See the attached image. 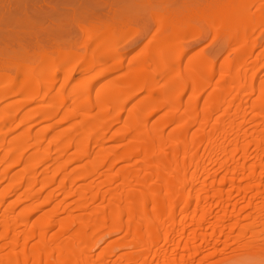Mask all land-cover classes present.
I'll list each match as a JSON object with an SVG mask.
<instances>
[{"label": "rangeland", "instance_id": "1", "mask_svg": "<svg viewBox=\"0 0 264 264\" xmlns=\"http://www.w3.org/2000/svg\"><path fill=\"white\" fill-rule=\"evenodd\" d=\"M233 28L236 29L233 30ZM237 28L238 27H232V31L238 32ZM232 31L229 32L232 33ZM252 31L251 28V33L249 32V35L246 34V37H243L244 39L247 38L245 41H247L246 43L247 45L249 44L250 47L252 46L251 43H253L251 42L253 40L251 39L253 38ZM262 31H264L263 28L259 30V37L256 36V41H254L257 42V47L251 53L246 52L248 55L245 54L246 56L244 55V58L240 61L233 58L234 53L236 54V52L233 51L236 49L233 47L232 49L229 45L227 46L225 38L224 41L226 44H223V40L220 36L221 34L215 36L209 32L211 35L209 34L208 36L206 34L208 37L204 35L207 39L204 37V39L197 44L195 42L192 46L187 47L189 52H197V49L202 47L200 45H204L202 52L204 51L206 54H210L209 56H212L211 59L214 60L213 62L215 63L213 71L209 73L205 68V70H202L200 73V76H202L201 79L203 80L205 79L204 77L207 79L209 75L208 79H211V84L209 85L207 82V85H209L207 86L205 84L206 79L203 82L205 86L204 84L202 86L205 89L202 91L203 88H201L202 94L200 95L199 93L200 97L198 95L197 102H195L197 106H195L197 114L195 116L197 117H195L196 120L193 122L186 117L187 106L190 105L189 101H191L189 95L194 91L192 90V85H190L191 88L187 87V90L185 89L181 96V104L178 108V115L181 121H178V118L176 121H168L169 123L167 122L163 125V122L167 121L165 120L162 122L164 117H167L165 114L169 113L167 112L168 109L167 111L166 109H159L155 113H151L152 107L150 105H152V102L150 100L151 104L146 103L149 101V99L145 97L146 94L140 93L138 97L130 100L127 98L129 101L126 100V95L131 94L134 87L124 89L123 93H121L120 98L123 102L121 99H118L119 97H116L117 101L119 100V102L116 103L114 97L113 99L108 96L110 93V78L116 76L118 73L108 75L109 77H103L102 80L96 81L93 86L88 85L87 87H83L85 91L81 89V83L75 80L76 76L71 78L69 82L63 83L59 81L55 85V88L48 92L46 98L48 101L45 99L46 102L44 100V103L42 100H39L28 104L22 107V109H19L20 111L18 110V114L16 112L17 109L14 108V106L17 107V104L13 105L14 103L12 102L18 99L23 100V96L24 99L27 98L25 95H28V92H24L25 95L22 93L12 98H4L5 100L3 99L2 102L0 100V126L2 125V129L6 130L8 128L6 124L10 125L11 121V126L17 125L14 132L11 131L6 135L7 137L4 136V142L2 141L3 144L1 143L0 145V196L5 193L7 196L2 200V204L0 203V233L1 231L3 232V226L5 228V226L8 225V230L6 231V233H8L6 235L2 234L0 237V264H57L60 258L67 259L68 262H66V264H70L69 261H71V259H76V262H78L77 264H101L105 261L107 262L103 264H121L122 262H126L127 264H163L166 260L163 258L166 255L168 257H175V264H264V211L261 216L257 217V222H255V226L253 225V230L248 227L250 231L247 230V233L245 232L246 235L244 233V236H242L243 238L240 237V229L244 227L247 228L246 226H249L251 223L250 219H252L253 222V219L256 217L255 215L258 216L260 213L259 210H256L258 212L255 211L254 204L261 203V200L264 201V32ZM236 32L234 33L236 34ZM27 34L32 36V33L27 32ZM137 45H139V43L136 44L135 48L138 47ZM196 46H198V48ZM126 47L131 48L132 46ZM226 57H228L229 60L231 59L230 61H232L233 65L231 69H234H232L231 72L229 66L230 71H227L228 74L235 71L237 72L236 74L239 75L238 77L241 78L242 75V77L247 80H243L245 82L242 84L243 86L239 83V79H233L232 76H229V78L226 76L224 80L222 79L224 76L221 78L223 75L222 69L225 68V61L229 63V60H225ZM253 58L255 60H253ZM129 59L130 58H127L126 62ZM234 59H236L238 64ZM221 63H223V65ZM229 65L231 64L229 63ZM226 70L225 74H227ZM206 72H208V74ZM218 74H221V76ZM211 76L213 77L211 78ZM218 78H221V81ZM208 79L206 81H208ZM24 80H27V78L20 75L13 83L18 84L22 81L23 84L21 85H24L27 83H24ZM28 80H36V78L34 77ZM3 83L5 82L3 81ZM71 83L79 86L78 88L75 87L77 89L73 87L75 92L74 89L70 88ZM220 83L224 90H228V92L226 90L228 96L224 99L226 101L223 100L221 102L220 105L222 106H219V108L214 104L215 97H212V95H215V88V93L218 91L216 86ZM218 87H220V85ZM95 89H102L99 101L95 99L88 101L86 96L93 93ZM154 90V93L156 92L155 98L160 96L162 92L164 95L167 93L162 91L161 85H158ZM174 91L172 90L170 92L173 93ZM73 96H76L78 101H73ZM144 98L148 101H145ZM55 102L58 107H55ZM57 103H60V105ZM99 104H103L105 112L104 110L99 112L102 108H97V106L100 107ZM85 105H87L88 109H85ZM42 107L43 110L52 107L57 109V111H55V115H52V118L49 116L50 119L48 116H43L42 114V118L41 116H37L38 118L34 116V120L23 125L21 121L24 120L23 116H25V114L28 115L33 113L39 110V108L42 110ZM13 108L14 110H12ZM72 111L76 113V116L72 115L69 117L68 113ZM12 112L14 114L16 113V115ZM132 113H136L135 115L138 118L140 117V127L142 131L146 132L147 128H149V131L155 128H162L161 131L159 130L158 137L162 138V140L161 138L159 140L164 144V151L163 153L158 152V154H156V158L158 157L159 160H161L163 156H166V154L171 155L172 151L176 150L180 144H186V149L184 150L180 147V149L177 148L176 157L171 155L174 156L177 161H175L176 159L172 161H168L167 159L164 160V157L162 161L164 160L165 165L162 164V166H160L158 165L159 163H157L159 161L157 160L158 158L155 159L154 155L153 157L155 160L152 162L155 163L154 161H157L156 164L160 169L164 167L163 170H160L158 166H155L156 164L154 165L151 163V165H148L144 161L143 155L138 156V154L131 156L129 160L122 158V160L124 159L126 161L119 159L120 156L123 157V151H126L128 146L132 147L136 141L134 140L136 131L133 132L134 129L131 128L129 124L130 129L128 125L129 122H127L131 120ZM8 114L11 115L9 120L6 119ZM13 115L16 119L12 117ZM203 115L207 116V118H205L208 120L207 122ZM98 116H101L100 119L104 120V122L108 120L106 121L108 123L105 122L106 125L103 127L101 126L98 132L99 134H93L92 131L87 129L89 128V122L87 123L86 121H91ZM186 118L188 121L185 120ZM47 125L51 129H47ZM125 126H128L127 129L129 128L128 131L130 132L125 130ZM45 128L47 131L49 130L48 133L44 131ZM2 129L0 132H4ZM88 130L90 131L89 133L87 132ZM41 132H43V134H41ZM54 133L65 137L66 140L63 137H60L62 140L56 138L57 135ZM95 135L99 136L97 137ZM58 139L60 142L63 141L64 143H68V147L63 142L60 143ZM51 140L52 142H49ZM81 141L83 145L80 143ZM33 142H36V145H38V151L37 149L36 151L40 153L42 151V153H45L46 151H44V149L47 150V148H51L52 146V156L50 157L52 159L50 161L40 162L41 164L35 167L31 176V174L27 172V166L31 159L30 157L35 153L36 145H33ZM59 143L64 144L67 149L71 147L66 151L67 154L64 153V155H62L61 151L58 149ZM14 145L16 150L21 149L24 153L20 151L22 155L18 153L16 158L10 159V154H17L15 150L11 151ZM76 145L78 148H82L83 146L89 147L90 150L88 149V152L90 154L85 156V154L88 153L86 152L80 158L75 157L73 152L75 154L77 153L75 152V150H78ZM21 147H24V149L27 147V150L25 149V151ZM103 154L107 159L106 161L105 157L101 158L105 160V164L99 157ZM63 158H66L65 163ZM62 159L64 164L62 163ZM66 161L69 164H67ZM114 161L116 162L114 163ZM64 165L66 166L65 169L64 167L62 168ZM145 167L147 168L146 170ZM59 168L63 170H58ZM87 170L91 175L87 173ZM171 170H175V172H172L177 173L173 174ZM130 172L131 174H128ZM155 173L158 174L156 175ZM125 174L128 175V179L122 181V179H124L122 175ZM189 175H191L192 180H194L191 181L189 185L186 184L187 186H185L184 181ZM82 176L86 177L83 178ZM118 177L120 179H118ZM64 178L67 179L65 180ZM124 182H126V185L123 184ZM89 186L91 190L88 189ZM124 189L128 191L126 194L127 197H130V200L126 198L128 199L126 200L128 205L125 201L122 202L123 200L119 202L121 205L116 204L117 199L115 198L118 197L119 194L122 195L121 192L124 193ZM258 189L261 191L258 192ZM108 190L109 193L107 192ZM172 190L179 194V198H177L179 200L175 199L176 201H174V206L178 211L175 210L177 214L175 216V218H177L176 223L172 225V220H169L170 217H166L168 216L167 211L163 210L164 212L161 211V214H156L161 220L158 224L156 222L158 227H154L156 231L152 233V235L146 237L147 229H153L151 224L150 226L152 228L148 227L145 229L146 227H142L134 229L135 223L138 225V223L142 221L138 218L137 212L142 209L144 204H147L149 208L146 219H148L149 222L153 219L154 222L152 223H155L157 216L155 214L153 215V212H151L152 209H150L152 207L150 206L157 200L159 201L154 205H158L159 208H164V206L166 207L168 204L170 205V202L167 201V197L168 194L173 192ZM103 194L107 196L104 197ZM186 194L191 195V197L187 199L188 205L184 199V195ZM151 196H154L153 199H156L153 201ZM167 202L169 203L167 204ZM184 206L185 208H189V210H185L183 208ZM110 207L112 210L114 209V211L116 207H119L118 212L120 213V215L118 214L120 217L116 223L118 224L119 222L120 224L115 228L112 227V233H110L111 231L109 232L112 224L109 219L112 217L110 216ZM182 208L186 213L183 211L180 212ZM101 210L103 211L101 212ZM112 210L111 215L114 214H112ZM100 213H105L102 215H105L106 218L108 216V220L106 219V229L93 232L91 224L94 220L101 217ZM203 215L206 216L202 222L203 224L198 227V223H194L188 228L198 229L200 233L202 231V225V228L211 227V225L213 227L215 226L214 223L219 220L220 226L222 224L225 230L230 229L229 227H231L232 224L237 228L235 227L234 230L230 229V231L233 232L227 234V236H220V234L216 233L204 239L202 235H198L195 243L193 242L194 244L192 242L189 243L188 233L187 231H183V229H185L184 227H186L193 218L194 220L192 222H194L195 219L201 218ZM80 224L83 225L81 238L76 235V229ZM127 224L128 227L126 228ZM62 225L65 227L67 226L66 229L69 228L68 231H65V233L67 232L65 235H60L59 231H57ZM35 227L37 229H35ZM117 227L121 228V230L118 231ZM30 228L34 230V235L32 238H27L22 232L24 233L30 230ZM13 230L14 232H12ZM136 230H138V232ZM227 230L226 232H229ZM243 230L244 229H242V231ZM138 233L143 235L144 238L149 239L150 243L147 244V246H142V241L139 239L143 237L140 238ZM163 237H167L169 241L159 248L157 243ZM111 241L113 242L112 244ZM44 246L45 248H43V251L39 252L37 248L39 247L40 249V247ZM26 249L28 254L24 252ZM194 251H197L195 252L196 256L194 255ZM104 254L107 257L109 256V259H104L106 258ZM190 254L192 257H189ZM26 256L39 259L40 262H35L34 259L24 262V257ZM187 256L190 258L189 260ZM143 258L144 262L142 261ZM6 261L10 262L7 263Z\"/></svg>", "mask_w": 264, "mask_h": 264}, {"label": "bare ground", "instance_id": "2", "mask_svg": "<svg viewBox=\"0 0 264 264\" xmlns=\"http://www.w3.org/2000/svg\"><path fill=\"white\" fill-rule=\"evenodd\" d=\"M232 27H238L237 28L238 32L234 31V32H236V34L232 31ZM230 28H231V30H230ZM251 28L253 30L252 31L253 36L251 35L253 38H251V39H253V40L252 41L250 40V41L253 43H251L252 46L250 47L249 44L247 45V43H246L247 41H245L247 38L244 39L243 37L244 36L246 37V34L249 35ZM262 28L264 29V0H0V100L2 102V100L4 98H9V97L12 98L14 96L21 95L24 92H26V93L28 92L27 93L28 95H25V93H24L25 97H27V98L24 99V96L22 95L23 98L22 97L21 98L23 100L18 99V100H15L14 102H12V103H14L13 105L17 104V107L14 106V108L17 109V110L15 109V110L18 114V110L22 109V107H25L28 104L34 103V102L39 101V100H42V102H43L47 98L48 92L51 91V89L55 88V85L59 81L63 82V83L69 82V80H71V78L76 76L75 80H78V83H81L80 87L83 90V87H85V86L87 87L88 85L93 86L96 81L102 80L103 77H105V76L118 73V74H116V76L110 78V81H109L110 82V93L108 94V96H110L112 98L114 97L115 101L117 103L121 99L120 95H121V93H123L124 89H127L129 87L130 88L134 87V90L132 91V93L129 95L127 94L128 97L126 95V100H127V98L130 100V99H133L135 97H138V95L140 93L146 94V96L145 95L144 96L149 99V101H148L147 99L144 98L145 101L146 100L148 101L146 103H150V100L152 102V105H150L152 107L151 113H153V112L155 113L159 109H166V111L168 109L167 112H169V113L166 112L167 114H165V115H167V117H164V120H162V122L165 120H167V121L163 122V125L166 124L168 121H171V122L176 121L178 118H179L178 121H181L180 116L178 115V108L181 104V96L184 93L185 89L187 87H190V85H192V87H193L192 90H194V91H193V93L191 92V94L189 95L191 97L190 98L191 101H189L190 105L187 106L188 108L186 110L187 111L186 117L188 118V120L191 119L193 122L194 120H196L195 117H197V116H195V115H197L196 109H195V106H196L195 102H197L196 100L198 98L199 93H200V95L202 94L201 88H203L202 85L204 84L203 82L206 79V77H204L205 78L204 80L201 79L202 76H200L201 75L200 73L202 70L204 71L205 68L210 73L211 71H213L215 63L213 62L214 60L211 59L212 56L211 57L209 56L210 54L208 55L204 51H203L204 53L202 52V48L204 49V45H200V46H202V47L199 46L200 49H197L198 46H196L197 47L196 49L198 50L197 52H192V51L189 52L187 47L192 46V44L193 43L195 44V42H196V44L198 42H200L202 39H204V37H205L204 35L207 34L209 36V34H210L209 32H211L215 36L221 34L220 36H221V39L223 40V44H226L225 41H227V46L229 45V46H231V48L233 47L234 49H236L235 51L232 50L233 48L231 49L233 52H236V54L234 53L233 58H236L238 61H240L241 59L244 58V55L247 54L246 52L251 53L257 47L258 44H257V42H254V41H256V36H258L259 30H261ZM234 29H236V28H233V30ZM229 31H232V33H234V34L230 33ZM27 32L32 33V36H30V34H27ZM262 32H264V31H262ZM207 37H205V38L207 39ZM212 38H213V36H212ZM224 38H225V41H224ZM209 42H210V40H209ZM209 42H207V43H209ZM137 43H139V45H137L138 47L135 48ZM126 46H132V47L129 48ZM222 48H224V47H222ZM229 52H230V50H229ZM213 53H215V52H213ZM211 55H213V54H211ZM127 58H130V59L126 62ZM227 58L228 57H226L225 60L228 61L229 58L228 59ZM236 59H234V60L236 61ZM258 59H259V57H258ZM230 60H229V63L231 65H229V63H227L225 61V63H224L225 68L224 67H223L224 69L221 68L223 70V71L221 70L223 75L222 76H221V74H218V75H220L221 78L224 76L225 78L223 77L222 78L223 80L226 79V76H227V78H229V76H232L233 79L234 78H236L237 80L239 79L238 81L242 85L243 83H245L243 81L245 78L242 77L241 74H240L241 75V78H240V77H238L239 75L236 74L237 72H235V71L233 73H229V74L227 72V71H230L229 66H230V69H231V66L233 67L232 61H230ZM253 60H255V59L253 58ZM236 63H237V61H236ZM221 64L223 65V63H221ZM226 68H227V70H226ZM232 69H231V72H232ZM225 70H226L227 74H225ZM208 72H206V73L208 74ZM219 73H220V71H219ZM20 75L27 78V80H24V83L27 82L26 84H24L25 86L21 85V84H23L22 81H20L18 84L13 83L14 80H16V78H18ZM208 76H207V79H208ZM34 77L36 78V80H28V79H31ZM212 77L213 76H211V78ZM221 78H218V79H220V81H221ZM206 80H205V82H206L205 84L207 85V82H208V84L210 85L211 79L210 80L208 79V81H206ZM3 81L5 83H3ZM161 81H162V83H161ZM209 81H210V83H209ZM221 83L219 84L220 87H218L219 85L216 86L218 88V91L215 93V90H216V88H215V90H214L215 95L214 96L212 95V97H215L214 98L215 99L214 104H216L217 107H219V106L221 107L222 106V105H220L221 102L225 98H227V96H228V94H226L227 89L224 90V88L221 87ZM82 84H83V86H82ZM205 84H204V86H205ZM215 84H217V83H215ZM222 84H224V83H222ZM74 85L75 84L71 83V86L70 85L69 86L72 89H74L75 87H77V88L79 87V86H76L77 82H76V85L75 86ZM158 85H161V89L165 93L166 92L168 93L172 90L173 91L176 90V91H174L176 93L170 92V93H168V94L166 93V95H164V93L162 92V94L160 93L161 94L160 96L155 98L156 92L154 93V91L156 89L154 90V88H156ZM209 85H207V86H209ZM77 88H75V89H77ZM239 88H241V87H239ZM75 89H74V92H75ZM204 89L205 88H203L202 91ZM83 91H85V90H83ZM101 92H102V89H95L93 91V93H91L89 96H86V97H87L88 101L93 100V99H95L96 101H99V97H100ZM227 92H228V90H227ZM49 94H51V93H49ZM212 94H213V92H212ZM200 95H199V97H200ZM76 96H73V98H72L73 101H75V102L78 101ZM116 97H119L118 101H117ZM46 100H45V102H46ZM129 100H127V101H129ZM121 101H122V99H121ZM121 101H120V103H121ZM224 101H226V100H224ZM60 103H57V104L60 105ZM97 103H99V102H97ZM55 105H56V102H55ZM43 107H44V105H43ZM43 107H42V110L39 108V110H37L33 113H30L28 115H26L24 113L25 116H23L24 118L22 117L24 120L22 119L23 121H21L23 123V125H25V123L28 124L29 122L34 120L33 118H35L37 116H41V118H42V114H43V116H48V117L50 116L52 118V115L53 114L55 115V113H56L55 111H57V109H54L52 107L46 108L45 110H43ZM55 107H58V105H56ZM85 107H82V108L88 109L87 105H85ZM14 108L12 110H14ZM97 108L98 109L101 108L99 110V112L101 110H104V112H105V108H104L103 104L100 105V107L97 106ZM108 110H109V108H108ZM205 111H208V110H205ZM208 112H210V111H208ZM27 113H29V112H27ZM135 114L136 113L131 114V116H132L131 120L132 121L131 120L127 121V122H129L128 125L130 124L131 128L134 129L133 132L136 131L135 135H134V138H135L134 140H136L134 142L135 144L132 145V147L128 146L126 151H123V154H122L123 157L120 156L119 159L122 160V158H124V159L126 158V160L127 159L129 160L131 156H135V155L139 154L138 156L143 155L144 161L148 165L149 164L151 165V163H153L152 161L158 158V157L156 158V154H158V152L163 153V151H164V144H162V141L159 140L161 137H158L159 132L161 131L162 128H160V129L155 128L152 131L151 130L149 131L148 130L149 128H147L148 131L147 130H146V132L142 131L141 127H140L141 119H140V117L138 118ZM8 115L6 116L7 120H9L10 116H11V115H9V117H8ZM14 115H16V113ZM14 115L12 117H14ZM68 115H69V117L72 115L76 116V113H74L72 111V112L68 113ZM95 116H97V115H95ZM114 116H115V114H114ZM50 117H49V119H50ZM98 117L95 119H92L91 121H86L87 123L89 122L88 123L89 128H87V129L92 131L93 134L98 133L99 129H101V126L103 127L104 125H106V123H108V122H106L108 120H105V122H106L105 123L104 120L100 119L101 116L99 118ZM203 117H204V119L207 118L206 115L205 116L203 115ZM187 118L185 120H187ZM14 119H16V118L14 117ZM66 119H69V118H66ZM87 120H88V118H87ZM205 120H206V122L208 121L207 119H205ZM130 121L132 124L130 123ZM11 122H10V125L6 124V126H8V128L6 130L2 129V127H1L2 125L0 126V130L2 129L4 131V132H0V145H1V143L3 144V142H4L3 141L4 136H6L9 132H11V131L14 132V130H16L17 125L11 126ZM203 122L206 123L205 121H203ZM130 125H129V128H130ZM161 126H162V124H161ZM125 127H126L125 130L128 131V129H129V128L127 129L128 126H125ZM48 128L51 129L49 126L47 127V129ZM89 130L87 131L88 133L90 132ZM44 131H47L46 128ZM48 131H47V133H48ZM128 132H130V131H128ZM62 133H63V131H62ZM41 134H43V132H41ZM128 134H130V133H128ZM55 135H57V134H55ZM95 136L98 137L99 135H95ZM60 137H63V136L57 135L56 138H60ZM63 138L65 139V137H63ZM60 139L62 140V138H60ZM80 139H82V138H80ZM55 140H57V139H55ZM85 140H87V139H85ZM161 140H162V138H161ZM36 142H33V145H36ZM49 142H52V140ZM59 142H60V140H59ZM62 142H60V143H62ZM92 142H93V140H92ZM37 143H39V142H37ZM80 143L82 144V141ZM57 144H58V141H57ZM64 144H66V146H67L68 143H64ZM64 144H60L58 146V149L61 151L62 155H64V153L67 154L66 151L69 148H71V147H69L67 149L68 146L66 147V146H64ZM182 144H180L179 147L182 150L186 149V144L185 143L183 145ZM37 146L38 145H36L35 153L33 154L32 157H30L31 159L28 162L29 164L27 166V169H28L27 172L29 174H31V176L34 172L35 167L38 164H41L42 161L43 162L44 161H50L52 159V158H50L52 156V153H51L52 152V150H51L52 146H51V148H47V150L44 149V151H46L45 153H42L43 151L41 153L37 152L38 151ZM83 147L78 148V146H77L78 150H75V152H77V153L75 154L73 152L75 157L80 158L86 152H88L89 147L88 148L86 146L84 148ZM179 147H177V148L180 149ZM15 148L16 147L14 145V147L12 148L11 151L15 150V152L17 154H13V153L10 154V156H9L10 159H14L17 157L18 153L20 154L21 149L16 150ZM21 148L24 149V147H21ZM26 148L27 147H25V149ZM177 148H176V150H177ZM36 149H37V151H36ZM176 150H173L175 153L172 151L171 155H174L176 157V155H177ZM21 152L24 153V151H21ZM88 154H90V153L89 152L86 153L85 156ZM20 155H22V154H20ZM162 155H164V154H162ZM171 155L166 154V156H163V158L165 157L164 160H166V159L168 161H172L173 159L175 160L176 158L174 156H171ZM153 156L155 157V159ZM157 156H159V155H157ZM62 157H65V156H62ZM99 157H100V159L105 157V160L107 161L106 156L104 154L100 155ZM77 158H76V160H77ZM63 159H64V163H65L66 158H63ZM63 159H62V163H63ZM72 159H74V158H72ZM100 159H98V160H100ZM124 159L122 161H126ZM162 159L161 160H159V158L157 159L161 163L159 161L158 162L154 161L155 163H153V164L155 165L157 162V163H159L158 165H160V166H162V164L165 165L164 160L162 161ZM101 160H103L104 164H105V160L104 159H101ZM109 160H112V159H109ZM116 160H118V159H116ZM67 161H68V159H67ZM175 161H177V159ZM175 161H173V162L177 163ZM190 161H191V159H190ZM68 162H67V164H69ZM102 162H100V163H102ZM115 162L116 161H114V163ZM165 162H167V161H165ZM108 163H109V161H108ZM146 163H145V165H146ZM168 164H170V163H168ZM12 165H14V164H12ZM158 165L156 164L155 166H158ZM168 166H170V165H168ZM63 167L65 169L66 166L64 165V166H62V168ZM163 168L164 167H162V169H160L158 166V169H160V170H163ZM146 169L147 168L145 167V170ZM58 170H63V169L59 168ZM124 171H129V170H124ZM172 171L173 170H171V172ZM173 172H175V170ZM87 173H89V171ZM176 173H173V174H176ZM128 174H131V172ZM155 174L157 175L158 173H155ZM86 176H82V177L85 178ZM122 177L124 178V179L121 178L122 181L123 180L125 181V179L126 180L128 179L127 174L122 175ZM64 179L66 180L67 178H64ZM118 179H120V178L118 177ZM193 180H192L191 175L187 176L186 180L184 181V185L185 186H187L186 184L189 185L190 182ZM108 181H110V180H108ZM123 184L126 185V182H124ZM143 184H144V182H143ZM121 186H124V185H121ZM128 186H129V183H128ZM88 189H90V186L88 187ZM259 191H261V190L258 189V192ZM107 192L109 193V190ZM117 192H118V190H117ZM127 192L128 191L125 190L124 191L125 194L121 192L122 195L119 194L118 197H116L117 195L115 196L116 197L115 199H117L116 204L121 205L119 202H121L122 200H123L122 202L125 201V203H127L126 200H128L130 198L129 196L127 197V195H126ZM81 193H80V195H81ZM129 194H131V193H129ZM189 195L190 194L184 195V197H185L184 199H185L186 203H187V199L191 197V195L190 196ZM103 196L105 197L107 195L103 194ZM178 196H179V194H177L175 191L168 194L167 201L170 202V205L168 204L169 202H167L168 206L166 205V207L164 206V208H159L158 205L157 206L154 205L159 200H157L155 202L154 199H156V198L153 199L154 196H151L153 201H154L152 206H150V207H152L150 209H152L151 212H153V215L154 214L159 215V214H161L160 213L161 211L166 210L167 215H168L166 217H170L169 220H172L171 224L174 225L177 221V218H175V216L177 215L176 214L177 210H176V207L174 206L175 205L174 201H176L175 199L179 198ZM255 196H257V195H255ZM6 197H7L6 193L2 194L0 196V203ZM197 197H199V196H197ZM126 198H128V199H126ZM197 199H199V198H197ZM177 200H179V199H177ZM261 201L262 202L259 204H254L255 211L259 210L260 213L258 214V216L255 215L256 216L255 218L252 217V218H254L253 222H252V219H250L251 223L249 222L250 224H249V226H246L247 228H245V227L242 228V229H244L243 231H242V229H240V231H241L240 237L244 236V233L249 228L253 230V227L256 225L255 222H257V217L262 215V212L264 211V201L263 200H261ZM127 205H128V203H127ZM187 205H188V203H187ZM189 206H190V204H189ZM118 208L119 207H116L115 211H114V209L112 210V208L110 209V216H112V217L109 219H110V222L112 224L110 223L111 229L109 230V232L111 230H113L112 227L115 228L116 226H118V224H120L119 222H118V224H116L119 217H120L119 216L120 213L118 212ZM183 208L185 210H189V208H185V206ZM182 209L180 212H182V211L185 212L184 209L183 210ZM111 210H112V214L114 213L113 215H111ZM148 210H149L148 205L144 204L142 209L137 212L138 218L142 221H140L138 223V225H137V223H135V226L136 225L137 226L136 227L134 226V229L142 228V227L143 228L146 227L145 229H147L148 227L152 228L150 226V224H151L153 226V229H149V230L147 229L146 237L152 235V233H154L156 231V229H154V227L157 226L158 222L161 220V218H158V215H156L157 217H156V221L154 223L155 225L152 223V222H154L153 219H152L153 221L150 219L151 222H149L148 219H146ZM102 211L103 210H101V212ZM256 212H258V211H256ZM102 214H105V213H102ZM102 214L100 213L101 217L98 218L97 220H94V222H92L91 229L93 232L98 231V230L103 231V229L104 230L106 229L105 228L107 225L106 219L108 220V216L106 218V216L102 215ZM163 215H166V214H163ZM205 217L206 216L203 215V216H201V218L195 219V221L192 222L194 220V218H193L192 221L190 223H188L186 225V227H184L185 229H183V231H187L188 239L190 241L189 243H191V242L195 243L198 235H202L204 237V239H206V237H209V236L216 234V233L220 234V236H222V235L227 236V234H230L233 232V231L231 232L230 229L234 230V228L236 227L234 224H232L231 225L232 228L229 227L230 229H228V230L226 229L229 232H226V230L222 226V224L220 226V222H219L220 220H219L218 221L219 223L218 222H216L217 224L214 223L215 226H213V227L211 225V227H207V228L203 227L202 228V226H203L202 225L201 226V229H202L201 232L202 233L201 232L199 233L198 229L188 228V227L192 226L194 223L195 224L198 223V227H199L201 224H203L202 222L204 221ZM132 218H133V215H132ZM120 222H122V221H120ZM156 222H157V224H156ZM251 224H252V226H251ZM263 224H264V222H263ZM6 225H7V222H6ZM160 225H162V224H160ZM236 225H238V224H236ZM7 226H5V228L3 226V229H2L3 232L1 231L0 237L2 234L6 235L8 233V232L6 233V231L8 230ZM62 226L57 231H59L60 235H65L67 233V232L65 233V231H68L69 228L66 229L67 226L66 227L65 226L62 227ZM257 226H258V224H257ZM120 227H122V226H120ZM127 227H128V224H127L126 228ZM82 228H83V225L80 224V225H78V227L76 229V235L79 238H81V235H82V232H81ZM108 228H109V226H108ZM35 229H37V228L35 227ZM41 230H42V228H41ZM117 230L120 231L121 228L117 227ZM21 231H22V229H21ZM39 231H40V228H39ZM136 231L138 232V230H136ZM183 231H181V232H183ZM248 231H250V230H248ZM12 232H14V230ZM112 232L113 231H111L110 233H112ZM127 232H129V231H127ZM105 233H107V232H105ZM139 233H140V231H139ZM144 233H142V234H144ZM246 233H245V235H246ZM22 234L24 236L26 235L27 238H32V236L34 235V230L32 228H30V230L25 231L24 233L22 232ZM16 236H17V233H16ZM41 237H44V236H41ZM141 237H143V238L139 239V240L142 241L141 242L142 246H147V244L150 243L149 239L144 238L143 235H140V238ZM14 241H15V239H14ZM133 241H134V237H133ZM168 241L169 240L167 237H163L158 241L157 246H159V248H161ZM43 242H44V240H43ZM112 243L113 242L111 241V244ZM240 243H242V242H240ZM119 244H121V243H119ZM242 244H244V243H242ZM43 245H44V243H43ZM117 245H116V248H117ZM43 248H45V246L40 247V249L38 247L37 249L39 252H42ZM24 252H25V254H28L27 249ZM195 252H197V251H194V255L196 256ZM188 256H187V258H188ZM104 257H106L104 259H109V256L107 257V256H105V254H104ZM189 257H192V255L190 254ZM33 259L35 260V262H40L39 259L30 257V256L24 257V262H28V261L33 260ZM163 259H166L165 262H163V264H175L176 263V261L174 260L175 257H168L166 255V256H164ZM168 259H170V260H168ZM189 259L190 258H188V260ZM142 261L144 262V258L142 259ZM6 262L9 263L10 261L9 262L6 261ZM66 262H68L67 259H61L60 258V259H58L57 264H66ZM105 262H107V261H105ZM105 262H103V263H105ZM69 263L70 264H77L78 262H76V259H71V261H69ZM103 263H101V264H103ZM121 264H127V263L122 262Z\"/></svg>", "mask_w": 264, "mask_h": 264}]
</instances>
